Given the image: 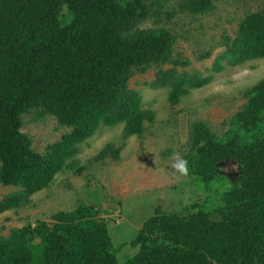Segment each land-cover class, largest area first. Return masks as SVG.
Returning <instances> with one entry per match:
<instances>
[{
	"label": "trees",
	"instance_id": "16d2710c",
	"mask_svg": "<svg viewBox=\"0 0 264 264\" xmlns=\"http://www.w3.org/2000/svg\"><path fill=\"white\" fill-rule=\"evenodd\" d=\"M215 7L214 0H0V184L17 187L0 200V213L27 204L58 173L81 172L79 144L100 126L122 123L125 137L142 134L155 112L128 87L134 72L156 67L149 84L167 86L171 104L207 84L211 75L176 68L184 62L172 58L168 28L140 24L175 9L202 15ZM224 39L214 70L264 58V0ZM245 95L221 136L193 122L183 157L206 196L183 212L156 208L129 241L133 255L119 260L107 220L80 202L56 210L51 223L0 234V264H264V76ZM25 114L52 115L68 130L38 152L21 130ZM119 150L106 144L93 159L117 158ZM228 160L238 164L234 178L220 169Z\"/></svg>",
	"mask_w": 264,
	"mask_h": 264
},
{
	"label": "rangeland",
	"instance_id": "374dc122",
	"mask_svg": "<svg viewBox=\"0 0 264 264\" xmlns=\"http://www.w3.org/2000/svg\"><path fill=\"white\" fill-rule=\"evenodd\" d=\"M172 1L176 4V0ZM214 2L215 9L202 15L175 9L172 15L161 14V22L149 17L140 24L168 28L175 37L172 58L184 62L176 68L200 77L211 75V80L202 87L190 89L176 104H171L167 86L149 84L155 78L156 67L134 72L128 87L140 94L143 108L155 112L154 120L145 121L141 135L128 137L123 135L122 123L100 126L79 144L74 160L84 169L79 173L72 170L58 173L48 187L31 195L27 204L0 213L1 235H8L10 228L28 222L51 223L50 215L56 210H70L84 202L96 206L98 215L107 220L112 242L120 247L118 259L122 261L136 252L129 241L142 223L155 214L156 208L163 213L183 212L185 206L203 201L206 191L197 190L189 177H179L172 168L170 156L173 152L183 156L195 121L204 122L221 136L229 127L230 117L246 101L245 90L264 76V58L236 66L223 62L221 70L213 69L215 57L225 48L224 37H233L239 20L259 8L263 0ZM206 50L211 54L199 58ZM30 116H23L21 130L27 133L32 148L38 152H44L47 144L68 130L58 125L52 115L39 120H31ZM106 144L120 148L118 157L108 155L94 160ZM220 169L234 178L238 164L235 160L224 161ZM15 189V186L0 184V200Z\"/></svg>",
	"mask_w": 264,
	"mask_h": 264
},
{
	"label": "clouds",
	"instance_id": "9594fccd",
	"mask_svg": "<svg viewBox=\"0 0 264 264\" xmlns=\"http://www.w3.org/2000/svg\"><path fill=\"white\" fill-rule=\"evenodd\" d=\"M122 7L124 5H121ZM173 161L172 168L179 177H186L189 175V162L178 152H173L170 156Z\"/></svg>",
	"mask_w": 264,
	"mask_h": 264
}]
</instances>
